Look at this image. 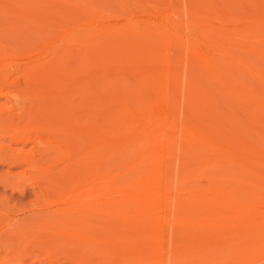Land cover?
Segmentation results:
<instances>
[{
    "label": "rangeland",
    "instance_id": "1",
    "mask_svg": "<svg viewBox=\"0 0 264 264\" xmlns=\"http://www.w3.org/2000/svg\"><path fill=\"white\" fill-rule=\"evenodd\" d=\"M136 1L0 0V112H3L0 113V152L4 153L0 156V264H158L146 258L156 254L161 247L165 252L163 264H195L184 251L192 243L199 242L202 235L196 232L184 234V231L192 222L211 216V211L204 207L194 208L197 204L193 202V195L201 191L212 176L221 173L218 159L212 158L214 162L207 163L205 168H192L196 171L193 180L180 182L176 176L179 165L174 161L190 159L193 152L187 142L178 141L174 160L168 169L172 178L168 186L164 190L159 186L152 200L138 195L128 197L113 185L119 183L133 188L135 182L146 174L136 172L135 166L141 168L144 165L145 169L153 164L151 169L154 170L163 164L160 157H152L156 152L149 150L156 145L160 148L159 139L151 143V147L141 139L150 133L148 118L137 113L128 115L123 109L130 105L134 110L148 114H164L165 107L159 99L146 100L142 88L145 80L134 76L136 74L130 67L123 73H115L114 64L125 61L116 56L103 60L104 69L98 71L101 85L92 86L88 91L76 88L73 81L53 82L55 79L49 80L44 74L26 73L27 67L44 58L53 44L58 43L59 58L68 49L67 41L57 30L60 28L52 27L42 32L43 23L18 14L23 3H29L32 11L54 13L62 10L65 14L70 13L73 15L71 19L74 18L71 22L78 27L94 23L107 26L129 17L144 27V22L154 21L153 13L149 8L146 11L140 8ZM141 1L143 5L163 3L162 0ZM212 1L223 9L217 3L219 0ZM230 1L227 0L228 4ZM246 1L234 0L229 6L224 0L220 3L225 2L222 4L224 9L228 6L232 13L239 10L240 14L249 15L250 8L254 12L258 3L257 0ZM261 1L264 6V0ZM173 2L179 10L181 5L183 10L185 5L190 8L193 3L201 7L204 0ZM247 5H251L250 8ZM224 9L226 14L229 13L227 15H234ZM184 11L178 15L183 16L179 22H188L185 16H191L185 15ZM228 19L224 20L223 26L219 22L218 25L217 20L214 23L228 28L233 24V20H229L231 24L226 25ZM98 34L96 28H92L88 38L95 42L102 38L97 37ZM120 40L121 37L116 36L105 39L101 44L122 52L124 43L118 45ZM77 50L80 49L73 51ZM145 57V53H139L131 56L130 61ZM80 60L77 57L75 62ZM114 80L125 81L119 83L117 96L111 89ZM67 91L70 94L62 102L61 97ZM114 97L117 100L110 106H114L117 117L112 115L110 118L105 114L100 124L104 130L118 136L114 146L118 151L104 156L100 167L95 170L92 158L81 159L89 153L90 141L77 129L83 123L76 112L86 103L93 109L106 111V103ZM59 102L63 105H59L61 109L57 108ZM82 118L89 123L96 121L97 115L86 113ZM126 123L134 127L127 135L123 130ZM60 128L64 131L60 132ZM22 135L23 139L18 137ZM45 142H51L55 152L39 155L38 150ZM108 152L105 150L103 153ZM206 153V150L198 149L194 155ZM29 159L35 160L36 164L31 165ZM36 159L40 160L37 162ZM242 177L256 185L264 183L250 176ZM231 184L235 183H228ZM247 197L256 198L254 194ZM255 241L247 239L246 246H237L238 255L230 257V264H264V239L259 244Z\"/></svg>",
    "mask_w": 264,
    "mask_h": 264
},
{
    "label": "bare ground",
    "instance_id": "2",
    "mask_svg": "<svg viewBox=\"0 0 264 264\" xmlns=\"http://www.w3.org/2000/svg\"><path fill=\"white\" fill-rule=\"evenodd\" d=\"M221 1L216 2L224 9L223 5L228 2ZM136 2L145 11L151 9L153 22H144L145 26L140 27L133 17H129L107 26L94 23L78 27L71 22L74 18L71 19L73 15L70 13L65 14L62 10L54 13L32 11L29 3H23V9L18 14L43 23L42 32L52 27L60 28L57 30L67 41L68 49L59 58L56 50L58 43L53 44L44 58L27 67L29 71L26 70V73H41L49 80L55 79L53 82L73 81L76 88L88 91L92 86L101 85L102 78L98 71L104 69L103 60L112 59V56L125 60L121 64H114L115 73H123L125 68L130 67L136 74L134 76L145 80L142 88L146 100L159 99L165 107L161 116L134 110L130 105L123 107L128 115L137 113L148 118L150 125L147 129L150 133L141 139L145 140L148 147L159 139L160 148L156 145L149 150L156 152L152 157H160L163 164L154 170L151 169L153 164L149 165V169H144V165L141 168L135 166L134 170L146 172L145 176H141L133 188L119 183L113 188L121 189L128 197L138 195L152 200L159 186L164 190L167 183L171 182L168 169L174 160L178 141L187 142L193 152L190 159L174 161L179 165L176 176L180 182L193 180L196 171L192 168H205L207 163L214 162L212 158L218 159L221 173L212 176L207 185L193 195V202L197 204L194 208L204 207L211 211V216L198 219L185 229L184 234L196 232L202 235V239L192 243L184 252L195 264H230V257L238 255L237 246H246L247 239H255L257 244L264 239V183L256 185L242 177L250 176L264 182V6L261 0H257L256 10L253 9L255 13L251 5H247L251 14L242 13L243 16L237 10L238 13L233 12V16L237 17L233 18L212 0H204L200 3L201 7L198 3L195 6L193 3L190 8L185 5L186 12L180 5L181 12L191 14L187 15L189 18L185 16L188 22L184 23V20L182 23L179 22L181 16H178L181 12L173 0H162L160 5H143L141 0ZM228 6L226 8L231 14ZM211 17L215 18V23V20L217 24L222 23V26L226 18H230L228 22L233 20V24L226 22V25L232 26L222 28L212 22ZM92 28H96L99 33L97 37H102L95 42L88 38ZM116 36L122 39L118 45L124 43L122 52L118 49L115 51L113 46L112 49L102 46L105 39ZM75 48L80 50L73 51ZM139 53H145V59L131 62L130 57ZM77 57L81 59L80 62H75ZM120 82L125 81H113L111 89H114L115 96L120 91ZM69 94L70 91L64 93L61 101ZM116 100L114 97L106 103V111L93 109L86 103L76 112L83 123L77 129L87 135L90 141L89 153L80 157L92 158L96 164L95 170L100 167L104 156H111L118 151L114 147L118 136L104 130L100 124L105 114L110 118L112 115L117 117L114 106H110ZM60 103L57 104L59 109L63 106ZM86 113L97 115V120L86 123L82 118ZM130 128L134 127L126 123L123 129L125 135L130 132ZM59 131L64 129L60 128ZM18 137L23 139V135ZM125 142L128 143L127 140ZM53 148L51 142L42 143L38 154L55 152ZM198 149H204L207 153L194 155ZM105 150L109 152L104 155ZM1 154L4 156V153ZM39 160L36 159L37 162ZM29 162L33 166L36 164L32 159ZM231 181L235 184L228 185ZM249 194H254L256 198L247 197ZM128 204L133 205L131 202ZM164 256V248L161 247L146 260L163 264Z\"/></svg>",
    "mask_w": 264,
    "mask_h": 264
}]
</instances>
